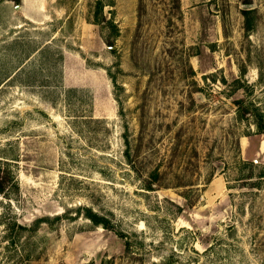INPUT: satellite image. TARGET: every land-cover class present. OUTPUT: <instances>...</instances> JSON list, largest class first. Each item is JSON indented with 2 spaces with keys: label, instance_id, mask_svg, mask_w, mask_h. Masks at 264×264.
Here are the masks:
<instances>
[{
  "label": "rangeland",
  "instance_id": "1",
  "mask_svg": "<svg viewBox=\"0 0 264 264\" xmlns=\"http://www.w3.org/2000/svg\"><path fill=\"white\" fill-rule=\"evenodd\" d=\"M46 2L0 0V264H264V0Z\"/></svg>",
  "mask_w": 264,
  "mask_h": 264
},
{
  "label": "crops",
  "instance_id": "2",
  "mask_svg": "<svg viewBox=\"0 0 264 264\" xmlns=\"http://www.w3.org/2000/svg\"><path fill=\"white\" fill-rule=\"evenodd\" d=\"M9 2L10 0H5V3ZM16 6L17 11L22 13L24 18L31 21H39L41 19L40 13H47L46 0H20V3ZM44 15L46 17V14Z\"/></svg>",
  "mask_w": 264,
  "mask_h": 264
},
{
  "label": "trees",
  "instance_id": "3",
  "mask_svg": "<svg viewBox=\"0 0 264 264\" xmlns=\"http://www.w3.org/2000/svg\"><path fill=\"white\" fill-rule=\"evenodd\" d=\"M107 44L110 46L113 45V43L109 40L107 41ZM4 188H5V179L0 170V192H2ZM77 210L78 213H81L83 216L90 219L94 224L102 225L106 228L109 227L108 220L105 217L101 216L99 213H97V211H94L92 207L82 206L79 207Z\"/></svg>",
  "mask_w": 264,
  "mask_h": 264
}]
</instances>
